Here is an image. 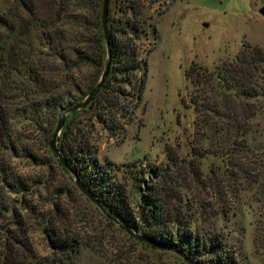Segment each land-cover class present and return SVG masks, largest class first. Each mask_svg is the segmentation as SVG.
<instances>
[{"label":"trees","instance_id":"16d2710c","mask_svg":"<svg viewBox=\"0 0 264 264\" xmlns=\"http://www.w3.org/2000/svg\"><path fill=\"white\" fill-rule=\"evenodd\" d=\"M19 1L37 20L34 6L38 0ZM111 1L109 57L102 33L103 0H51L55 20L40 24L41 42L47 50L44 61L37 65L27 60L20 64L0 63V264H78L79 249L85 244L82 237L63 220L52 218L51 212H39L28 196L33 185H45V180L23 177L11 160L21 158L44 167L55 163L65 170L49 148L57 121L66 108L83 99L96 85L108 61V75L100 90L83 109L66 117L57 139L59 151L102 206L136 232L175 248L196 264H236V257L225 250L220 234L200 233L197 229L199 213L203 211H197L193 200L182 195L184 183L170 179L167 167L123 165L125 177L138 192L136 207L131 209L125 185L112 179L120 168L96 161L89 139L76 129L73 117L88 109L94 112L96 122L116 137L131 121L133 109L142 97L144 79H134V75L146 69L138 56L137 35L131 34L137 28L132 20L137 5L133 0H120L122 17L115 22ZM118 31L121 40L115 37ZM185 78L199 90L190 102L195 113L190 142L194 156L190 165L195 166L190 170L201 174L198 162L209 150L223 159L226 172L235 168L243 180L252 178L255 168L247 158L248 121L257 111L237 108V100L259 97L264 84V51L245 44L232 61L212 72L193 63ZM209 93L216 95L211 97ZM38 140L50 159L37 155L34 143ZM202 141L211 146L204 148ZM210 173L214 175L215 170ZM58 208L52 203V213L57 214ZM32 226L38 227L51 251L45 261L36 253L29 236Z\"/></svg>","mask_w":264,"mask_h":264},{"label":"rangeland","instance_id":"374dc122","mask_svg":"<svg viewBox=\"0 0 264 264\" xmlns=\"http://www.w3.org/2000/svg\"><path fill=\"white\" fill-rule=\"evenodd\" d=\"M133 1L137 14L132 20L137 28L131 34L137 35L138 56L146 69L134 75V79H144L141 100L129 124L116 137L99 125L88 109L73 117L76 129L89 139L96 161L120 168L112 179L125 185L131 209L136 207L138 192L125 177L123 165L167 167L170 179L184 183L182 195L193 200L197 211H203L196 225L200 233L220 234L236 264H264V84L258 98L237 100V108L257 111L248 121L247 136V158L255 172L243 180L235 168L226 172L223 159L209 150L199 159L201 174L190 170L195 166L190 165L194 161L190 142L195 120L190 102L199 90L185 78L193 63L212 72L232 61L245 44L264 51V17L259 14L264 0ZM119 5L120 0L111 1L115 22L122 17ZM34 8L37 20L19 0H0V63L27 60L37 65L44 61L47 50L41 42L40 24H52L55 10L51 0H38ZM119 27L124 26L120 23ZM115 37L121 40L119 31ZM34 144L40 159L51 158L39 140ZM209 145L202 141L204 148ZM11 163L23 177L45 180V185L32 186L28 199L40 213L51 212L52 218L63 220L79 233L85 244L79 249L78 264L184 263L138 244L115 223L111 225L78 189L72 175L55 163L44 167L21 158H13ZM52 203L59 207L57 214L52 213ZM29 236L39 257L49 259L51 251L37 226H32Z\"/></svg>","mask_w":264,"mask_h":264},{"label":"water","instance_id":"95a60500","mask_svg":"<svg viewBox=\"0 0 264 264\" xmlns=\"http://www.w3.org/2000/svg\"><path fill=\"white\" fill-rule=\"evenodd\" d=\"M108 5L109 0H103V6H102V33H103V39L105 43V48L107 51L108 57L110 56V40H109V31H108ZM259 14L264 17V6L259 9ZM207 27V25H204ZM109 61L106 63V66L104 70L102 71L98 82L96 85L90 90V92L79 102L75 103L74 105L66 108L60 115L55 130L52 134L51 140L49 142V148L52 151V153L56 156V159L58 162L62 165V167L72 175L73 181L75 185L78 187V189L85 195V197L91 201L100 211L103 213L110 221L115 223L122 231H124L128 236L133 238L134 240L143 243L146 246H149L151 248H154L158 251L170 253L174 255L175 257L181 259L185 264H196L193 260H191L189 257H187L182 252L176 250L175 248L165 246L162 244L157 243L156 241L152 240L149 237H146L129 226H127L124 222H122L120 219L117 218L113 213L107 211L101 204V202L93 195V193L79 180L77 177V174L72 170V168L68 165L67 161L61 154V152L58 149L57 145V139L63 129L66 117L74 112H77L81 109H83L91 100L92 98L97 94V92L100 90L102 84L104 83L109 70Z\"/></svg>","mask_w":264,"mask_h":264}]
</instances>
